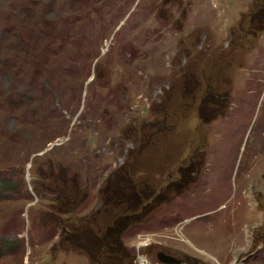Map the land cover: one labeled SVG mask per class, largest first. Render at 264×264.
<instances>
[{"label": "rangeland", "instance_id": "1", "mask_svg": "<svg viewBox=\"0 0 264 264\" xmlns=\"http://www.w3.org/2000/svg\"><path fill=\"white\" fill-rule=\"evenodd\" d=\"M61 166L105 264H264V0H0V264H94Z\"/></svg>", "mask_w": 264, "mask_h": 264}, {"label": "trees", "instance_id": "2", "mask_svg": "<svg viewBox=\"0 0 264 264\" xmlns=\"http://www.w3.org/2000/svg\"><path fill=\"white\" fill-rule=\"evenodd\" d=\"M70 172H71V169L69 167L61 166L59 169V173L61 175H56L53 173L49 175L51 178V186H52L51 188L54 190L55 194L53 195L54 200H52V202H50V206H49V208H51V209L53 208L52 213H46L47 211H45V213L48 214L45 217V219H48V220L54 222L57 225V227H59V229L61 230V235H63V233L66 232L65 236L69 242L80 243V246H82V248L87 251V253L89 254L90 260H92L94 262V264H105L103 261V254H107L109 256L110 254H123V253L120 251L116 252L112 248L111 242H108V240L103 239V241H101L99 244H97L93 240H89V239L94 238V236H93L95 233L94 229H87L84 233L78 235L75 232H70V231L67 232L66 228L63 227L59 222V216L61 214H67L71 211V209L69 207H71L72 205L75 204L74 198H76L77 195L79 194L78 191H79L80 187L78 185V182H79L80 178L77 176L70 177V175H69ZM45 178H48V177L45 176ZM123 178H124V180H129L130 172H129V175H125ZM64 179H66V180H64ZM2 184H5V186L8 188V190H11V189L14 190L17 188L16 184L12 185L11 181H9L6 178L2 179ZM32 185L34 186V184H32ZM11 186H13V187H11ZM89 194L90 193H88V197H89ZM86 196H87V194H86ZM88 197H87V199H88ZM86 200H84L83 202H85ZM76 203H79L78 200L76 201ZM77 205H79V204H77ZM81 205H79V206H81ZM77 208H78V206H77ZM77 208H75V210ZM126 216H124V217H126ZM129 221H131V220H129ZM135 221H137V220H135ZM132 222H134V221H132ZM106 229L109 230V229H112V227L111 226L109 227V225H108L106 227ZM123 229H124L123 227H118V229L116 228L115 235L116 236L120 235L122 233V231L124 232ZM113 232L114 231L112 229V233ZM110 236H111V233H109L108 235L106 234L105 239L106 238L108 239V237H110ZM114 238H116V237H114ZM89 241L92 244H88ZM99 253L102 256H100V258H98V257L96 258V255H98ZM106 259H107V256H106Z\"/></svg>", "mask_w": 264, "mask_h": 264}, {"label": "water", "instance_id": "3", "mask_svg": "<svg viewBox=\"0 0 264 264\" xmlns=\"http://www.w3.org/2000/svg\"><path fill=\"white\" fill-rule=\"evenodd\" d=\"M158 257L162 262H165V263H170V264L175 263L176 264V263L182 262L180 259H177L176 257L168 255L164 252H159Z\"/></svg>", "mask_w": 264, "mask_h": 264}, {"label": "built area", "instance_id": "4", "mask_svg": "<svg viewBox=\"0 0 264 264\" xmlns=\"http://www.w3.org/2000/svg\"><path fill=\"white\" fill-rule=\"evenodd\" d=\"M139 264H148L146 261V257L142 254H139Z\"/></svg>", "mask_w": 264, "mask_h": 264}, {"label": "bare ground", "instance_id": "5", "mask_svg": "<svg viewBox=\"0 0 264 264\" xmlns=\"http://www.w3.org/2000/svg\"><path fill=\"white\" fill-rule=\"evenodd\" d=\"M180 227H181V226H176L175 228L179 229ZM175 228H174V229H175ZM165 230H171V229H167V228H166ZM150 234H154V233H150ZM150 234H148V235H150ZM148 235H145V234H143V235H142V234H138V236H148ZM150 236H151V235H150Z\"/></svg>", "mask_w": 264, "mask_h": 264}, {"label": "flooded vegetation", "instance_id": "6", "mask_svg": "<svg viewBox=\"0 0 264 264\" xmlns=\"http://www.w3.org/2000/svg\"><path fill=\"white\" fill-rule=\"evenodd\" d=\"M180 170H181V172L183 173L185 169H184L183 167H181Z\"/></svg>", "mask_w": 264, "mask_h": 264}]
</instances>
